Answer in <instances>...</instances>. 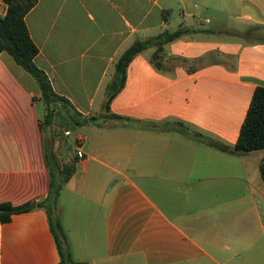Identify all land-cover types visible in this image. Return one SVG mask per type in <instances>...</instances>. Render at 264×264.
<instances>
[{"label": "crops", "instance_id": "1", "mask_svg": "<svg viewBox=\"0 0 264 264\" xmlns=\"http://www.w3.org/2000/svg\"><path fill=\"white\" fill-rule=\"evenodd\" d=\"M7 10L0 0V15ZM25 21L39 48L35 63L55 93L78 122L96 118L69 120L90 132L75 140L84 139L86 158L74 148L77 169L58 199L72 259L264 264V150L230 155L191 134L141 130L103 110L115 61L132 43L166 29L195 30L166 46L161 69L150 62L153 48L138 55L111 113L180 121L234 147L264 86V0H38ZM44 115L37 81L0 51V204H36L0 222V264L60 262L47 214L37 208L50 184ZM71 136L54 129L57 152L72 148Z\"/></svg>", "mask_w": 264, "mask_h": 264}, {"label": "trees", "instance_id": "2", "mask_svg": "<svg viewBox=\"0 0 264 264\" xmlns=\"http://www.w3.org/2000/svg\"><path fill=\"white\" fill-rule=\"evenodd\" d=\"M3 2L7 4L8 10L5 16L0 15V51L11 55L17 64L37 81L41 90V101L45 106V115L41 122L43 133L46 132L47 126L52 125L54 127L56 113L60 109L68 114L70 121L79 125L94 121L95 117H89L78 122L76 120L78 115L72 112V105L55 93L48 76L35 63L39 48L31 38L25 17L36 6L38 0H3ZM197 32L186 28L177 30L166 29L155 37L132 43L115 61L113 79L106 89V100L103 105L104 117L124 121L141 130L178 131L191 134L196 140L230 155L239 156L248 152L264 150V86H260L255 90L246 118L242 124L238 141L232 148L207 139L199 133H191L185 124L180 121L144 122L111 113V103L125 87L128 68L138 55L153 48L154 52L150 57V62L158 69H161L166 60V46ZM178 61L181 63L186 62L182 58L178 59ZM44 145L45 160L50 173V184L47 196L37 203V208L44 210L47 214L50 231L60 255L58 264H86L84 262H75L72 259L67 234L58 216L59 196L67 182L74 175L79 161L76 157H72L69 158L67 163H64L67 157L60 151L57 152L54 135L53 142L46 138L44 139ZM260 174L264 187V160L260 165ZM32 210L28 204L14 206L11 203H2L0 204V222L3 224L9 223L12 221L13 216Z\"/></svg>", "mask_w": 264, "mask_h": 264}, {"label": "rangeland", "instance_id": "3", "mask_svg": "<svg viewBox=\"0 0 264 264\" xmlns=\"http://www.w3.org/2000/svg\"><path fill=\"white\" fill-rule=\"evenodd\" d=\"M213 16V14L211 15ZM73 123L69 121V117H68V114L64 111V110H59L57 113H56V119H55V124H54V128H52V136L54 135V129H56V131H58V129H61L62 130H71L72 132V136H71V141L73 142V145H72V148L71 149H67V146L64 145L63 147V150H62V153L65 155V157H73L74 156V148L76 147V143H75V140L77 138V136L79 134H81L83 137L87 138L90 134L89 130L88 129H85V130H81L79 128V126H76V125H72ZM71 125V126H70ZM48 138L47 137V133L45 132L44 133V139ZM91 149V143H87L86 145V150L87 151H90ZM68 194L65 193L62 195V198H61V203H66V201L68 200ZM59 216V215H58Z\"/></svg>", "mask_w": 264, "mask_h": 264}, {"label": "built area", "instance_id": "4", "mask_svg": "<svg viewBox=\"0 0 264 264\" xmlns=\"http://www.w3.org/2000/svg\"><path fill=\"white\" fill-rule=\"evenodd\" d=\"M66 135H70L69 132L66 133ZM84 144V139L82 137H78L76 141V157L80 160L83 161L86 158V154L82 149V146Z\"/></svg>", "mask_w": 264, "mask_h": 264}, {"label": "water", "instance_id": "5", "mask_svg": "<svg viewBox=\"0 0 264 264\" xmlns=\"http://www.w3.org/2000/svg\"><path fill=\"white\" fill-rule=\"evenodd\" d=\"M52 128H53L52 125H49L46 128V133H47L48 140L51 141V142H53ZM29 207L31 209H34L36 207V204H34V203L33 204H30Z\"/></svg>", "mask_w": 264, "mask_h": 264}]
</instances>
